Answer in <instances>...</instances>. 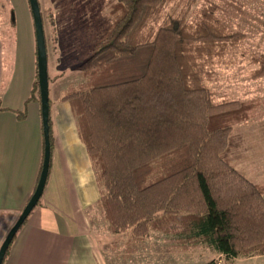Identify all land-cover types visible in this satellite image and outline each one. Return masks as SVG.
<instances>
[{
    "label": "trees",
    "instance_id": "16d2710c",
    "mask_svg": "<svg viewBox=\"0 0 264 264\" xmlns=\"http://www.w3.org/2000/svg\"><path fill=\"white\" fill-rule=\"evenodd\" d=\"M198 1L111 0V26L77 65L80 81L60 103L70 107L99 188L97 208L115 234L133 231V245L157 232L176 257L197 250L264 256V186L225 159L237 145L236 125L264 120V90L263 100L239 101L209 87L215 65L243 46L245 34L221 21L217 0L197 9ZM253 62L252 77H264V54ZM26 103L40 106L37 75ZM27 109L0 104L18 121ZM48 125L51 158L50 117ZM43 150L42 136L31 196ZM49 173L50 163L44 191Z\"/></svg>",
    "mask_w": 264,
    "mask_h": 264
},
{
    "label": "crops",
    "instance_id": "0c3cea01",
    "mask_svg": "<svg viewBox=\"0 0 264 264\" xmlns=\"http://www.w3.org/2000/svg\"><path fill=\"white\" fill-rule=\"evenodd\" d=\"M11 1L15 4L16 0ZM17 1L20 10L24 7L30 12L28 1L27 5H23V0ZM53 1L57 11V0ZM109 5V1L106 7L104 4L99 17L93 16L91 29L95 22L94 28L102 29V32L107 30L110 25ZM2 7H9L8 0H0V22L3 21L0 26V96L4 107L19 110L35 81L34 27L27 11L21 39L13 9L10 7L4 13ZM93 37L95 41L97 36ZM62 48L59 44L58 60L68 64ZM47 73L48 76L55 73V69L49 70L48 64ZM4 97L10 98L5 102ZM27 107V117L21 121L11 112L0 111V247L4 241L2 237L7 235L25 208L40 168L43 136L40 106L30 103ZM50 108L53 151L48 184L40 202L17 232L2 264H143L141 259L122 263L118 255L105 253L97 243L84 213L86 205L95 202L92 198L94 177L85 170L88 163L86 151L76 136L69 105L58 102ZM258 125L261 126L252 125L251 130L245 131L233 155L236 164L246 168L244 157L246 153L250 154L253 157L250 162L252 170L246 177L264 186V121ZM248 148L253 152L248 153ZM179 256L170 254L168 258L173 262L175 258L184 259L183 255ZM220 264H264V256L225 259Z\"/></svg>",
    "mask_w": 264,
    "mask_h": 264
},
{
    "label": "rangeland",
    "instance_id": "374dc122",
    "mask_svg": "<svg viewBox=\"0 0 264 264\" xmlns=\"http://www.w3.org/2000/svg\"><path fill=\"white\" fill-rule=\"evenodd\" d=\"M108 1L110 4L109 7H111V0H57L56 3H58L59 7H57L58 10L55 11L54 1L40 0V6L45 13L42 26L46 38V53L49 70L55 69V73L49 75V117L51 105L58 102L60 103V98L66 91H68L69 88L75 87L77 85L76 83L80 81V73L77 65L85 58L96 40L101 39L110 28L111 19L110 25L105 32H102V29L94 28V25L97 23L93 22V29H91L90 24L93 21L94 15L100 16L104 4L106 7ZM217 2L222 10V12L219 11L217 14L221 21H224L226 26L231 30L244 33L245 39L241 43L243 44V46L241 45L242 47L239 46L233 50L230 49L231 51L229 54L222 60L224 64L215 65L213 68V83L209 84V87L222 99L225 97L239 101L263 100L264 77L253 78L252 73L257 68V65L253 62V55L264 54V0H217ZM8 4L9 7H2L3 11L7 13L10 7L13 9L14 18H16V29L18 28L19 35L22 39V35L25 32L24 15L26 16L28 11L30 21L32 16L29 10H25L24 7L21 10L19 9L20 6L17 0L15 4L12 1L10 3L8 0ZM24 4L27 5V0H23V5ZM197 5L198 6L195 7L198 9L199 6L202 5V0H199ZM194 8H191L192 11L189 12L187 19L190 20L191 17L194 16ZM49 11L52 13L50 17L48 15ZM2 22H0V26ZM93 36H97L95 41L92 40V38H94ZM59 44L61 48L63 47L64 56L68 58V62L70 63L62 64L58 60V57H60ZM244 51L247 53H243ZM61 72L63 73L60 74ZM9 98L4 97L3 100L6 102V99ZM0 104L3 108L8 110L11 109L2 105L1 96ZM26 107L27 103L26 106L23 104L22 108L19 110H23V108ZM263 121L264 120H256L251 123L236 125V130L232 134L237 145L227 151L225 159L234 169H243V172L239 169L238 171L245 177L246 175H251L252 167L250 166V162L253 157L250 154H245L246 168H243L240 164H236L233 152L236 151L237 147L241 144V136L245 131L251 130L250 126L252 125H255L254 127L256 128L261 126L258 124H262ZM250 149L251 148H248L246 151L252 153L253 149ZM85 170L93 174V168L91 167L89 159ZM93 186V197H91L95 202L91 206L90 204L86 205L84 213L88 216V220L90 221L89 224L94 232L97 243L104 247L105 253L118 255L122 263L123 261L131 263L133 259H141L144 260L143 264H220V262L225 260L216 253H208L206 250H197L194 252H187L183 260L176 259L175 262H173L168 258L171 252H169V245L165 242L166 237L157 232H149L148 235L142 239L143 241L132 245L138 237L133 231L127 230L121 234H115L112 231V226L110 227V225L104 221L102 215H100V210L97 208L99 188L96 185L95 179L93 181ZM8 232L6 234H8ZM6 236L7 235L2 238L5 239ZM135 250H137V255H135Z\"/></svg>",
    "mask_w": 264,
    "mask_h": 264
},
{
    "label": "water",
    "instance_id": "95a60500",
    "mask_svg": "<svg viewBox=\"0 0 264 264\" xmlns=\"http://www.w3.org/2000/svg\"><path fill=\"white\" fill-rule=\"evenodd\" d=\"M32 16L34 36L36 43V75L40 94V118L42 126V135L44 141L43 161L41 172L35 192L29 202L21 212L14 226L8 232L0 247V264L3 263L6 252L11 245L15 235L24 224L25 220L38 204L47 180L49 163H50V145H49V84L47 78V53L43 33L42 19L37 0H27Z\"/></svg>",
    "mask_w": 264,
    "mask_h": 264
}]
</instances>
